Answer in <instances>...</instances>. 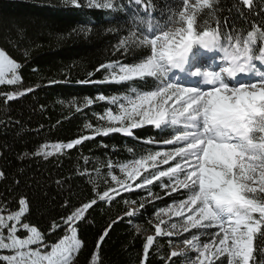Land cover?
Instances as JSON below:
<instances>
[{"label": "snow or ice", "instance_id": "obj_1", "mask_svg": "<svg viewBox=\"0 0 264 264\" xmlns=\"http://www.w3.org/2000/svg\"><path fill=\"white\" fill-rule=\"evenodd\" d=\"M69 2L80 6V0ZM136 3L144 6L139 25L146 27L130 30L118 41L116 51H147L137 62L117 60L100 68L109 73V82L147 84L151 80L154 86L143 90L131 87L123 96L101 94L86 99L85 106L104 101L118 108L98 115L102 123H88L89 135L52 144L51 151L45 144L33 155L47 158L63 154L64 149L72 150L98 135L131 136L144 125L161 133L167 130V138L160 143L172 150L149 152L118 165L100 163L95 171L106 168L110 176L104 190L94 188L91 200L73 208L59 223L53 221L46 231L26 222L29 203L25 198L19 199L17 210L0 203V264H76L83 248L78 227L85 214L98 204L115 203L123 199V193L136 190H144L145 197L124 203L143 210L147 203L161 198L153 187H160L172 202L155 211V235L147 236L142 245L141 264H147L157 237H177L183 246L162 257L171 264H175L172 258L179 256L185 257L184 264H264V259H257V253L264 256V23L252 24L244 32H227L219 21L214 25L207 20L198 23L202 12L207 10L210 15L216 10L217 0H182L161 24L151 18V0ZM239 3L251 12L253 0ZM87 6L118 10L116 0H87ZM198 49L223 53L225 65L219 71L199 67L190 71V76L200 78L202 86H182L171 79L169 74L183 71ZM21 67L7 50L0 49V86H21L0 93L6 101L34 91L22 86ZM117 167L120 176L114 174ZM3 176L0 172V178ZM137 215L136 208H127L118 220ZM213 228L218 230L210 233ZM58 231L63 235L48 240ZM107 234L108 229L99 238L90 264H102L99 249ZM205 236L209 238L202 241ZM190 252L195 255L190 256Z\"/></svg>", "mask_w": 264, "mask_h": 264}, {"label": "trees", "instance_id": "obj_2", "mask_svg": "<svg viewBox=\"0 0 264 264\" xmlns=\"http://www.w3.org/2000/svg\"><path fill=\"white\" fill-rule=\"evenodd\" d=\"M116 3L118 10L113 11L88 7L87 0H80L79 7L69 0H0V48L22 65L18 73L22 86L34 89L11 101L0 95V172L4 173L0 178V203L17 210L19 199L25 198L29 203L26 222L42 231L91 200L94 188L104 190L110 176L106 168H101L99 173L95 171L100 163L112 161L118 165L149 152L172 150L171 146L160 143L167 138V130L161 133L154 126L144 125L134 129L131 136L98 135L72 150L64 149L63 154L47 158L33 155L44 144L69 142L89 135L85 127L88 123H102L98 115L106 109L118 108L104 101L85 106L86 99L101 94L123 96L131 87L143 90L154 86L151 80L147 84L109 82L106 79L109 73L100 68L117 60L137 62L147 51L141 48L116 51L118 41L130 30L146 27L139 25V19L145 15L143 4H137L136 0H116ZM181 3L182 0H151V18L163 24ZM241 7L244 6L239 0H217L216 10L210 15L206 14L207 10L202 12L198 23L207 20L214 25L219 21L227 32L233 29L244 32L252 24L264 23V0H253L251 12L244 7L241 13ZM19 87L0 86V93ZM150 140L153 143H148ZM114 174L121 175L118 167ZM152 191L161 198L147 203L143 210L136 205L138 215L131 220H118L131 207V203L126 205L124 201L143 199L144 190L123 193V199L115 203H101L90 209L79 222L78 235L83 248L76 264H90V256L106 229L108 234L99 249L102 264H141L144 233L154 231L155 211L172 202L160 187H153ZM217 230L213 228L209 232ZM62 235L58 231L48 236V240L55 241ZM208 238L201 237L202 241ZM173 245H180L177 237H157L147 264H171L162 257L169 256ZM257 259L264 256L257 253ZM172 261L184 264L185 257H173Z\"/></svg>", "mask_w": 264, "mask_h": 264}, {"label": "rangeland", "instance_id": "obj_3", "mask_svg": "<svg viewBox=\"0 0 264 264\" xmlns=\"http://www.w3.org/2000/svg\"><path fill=\"white\" fill-rule=\"evenodd\" d=\"M190 3H195V0H190ZM194 51H196L197 54H196L195 57H193L190 60L189 65H186L185 69L183 71L177 70V72L179 74H181V77L179 79H175L173 76H171V73L169 74L171 79H173L175 82L181 84L182 86H202V85H200V78L193 77V76L189 75V72L190 71H194L196 67H199L201 69L211 68L212 70L219 71L220 67L225 65V61L223 59V55H222V53H220L218 51L209 52V51L203 50V49H198V50H194ZM207 53H211V54H208L207 57H204V56H206ZM211 56H212V58H209ZM207 58H209V59H207ZM220 65H222V66H220ZM217 67L219 69H217ZM250 78L258 79V77H250ZM55 143H57V142H55ZM55 143H48L47 144V145H49V148H48L49 151L52 150L51 149V145L55 144ZM60 143H67V142H60ZM131 207L132 208H136V210H137V207H135L133 204H131ZM137 212H138V210H137ZM138 229H139V227H138ZM154 234H155L154 231H146L144 233V235L146 237L149 236V235H153L154 236ZM181 247H183V246L182 245H173V246H171L170 249H171V251L172 250H176V251L179 250L180 251Z\"/></svg>", "mask_w": 264, "mask_h": 264}, {"label": "bare ground", "instance_id": "obj_4", "mask_svg": "<svg viewBox=\"0 0 264 264\" xmlns=\"http://www.w3.org/2000/svg\"><path fill=\"white\" fill-rule=\"evenodd\" d=\"M208 54H211V53H207V54H206V56H204V57H207V56H208ZM209 58H212V56H211V57H209ZM209 58H207V59H209ZM222 65H223V64H222ZM222 65H221V66H222ZM241 78H244V77H241Z\"/></svg>", "mask_w": 264, "mask_h": 264}]
</instances>
